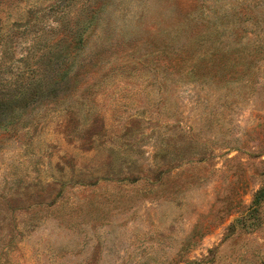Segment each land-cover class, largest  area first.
Wrapping results in <instances>:
<instances>
[{
    "label": "rangeland",
    "instance_id": "1",
    "mask_svg": "<svg viewBox=\"0 0 264 264\" xmlns=\"http://www.w3.org/2000/svg\"><path fill=\"white\" fill-rule=\"evenodd\" d=\"M262 50L264 0H0V264H264Z\"/></svg>",
    "mask_w": 264,
    "mask_h": 264
},
{
    "label": "trees",
    "instance_id": "2",
    "mask_svg": "<svg viewBox=\"0 0 264 264\" xmlns=\"http://www.w3.org/2000/svg\"><path fill=\"white\" fill-rule=\"evenodd\" d=\"M261 51V50H260ZM262 53L264 54V50H262ZM209 54V56H210V53H208ZM218 55H211V60H210V62H208L207 64H210L211 63V61L213 60L212 58L214 57H216L217 56V60H218V63H217V69L218 70H221V69H223L224 67H225V65L229 62V64H230V60L229 61H223V58L228 54L227 52L225 53H223V52H219V53H217ZM231 56H232V54H231ZM248 57H249V55H247ZM233 57H235L236 59H235V61L238 63V64H241V62L242 61H245L244 60V58H243V56H242V53L241 52H239V53H234V56ZM206 58H207V55H206V52L204 53V54H202V55H198V56H196V58H195V60H194V62L193 63H191V65H190V67H191V71L188 73L189 75H192L193 74V71H194V67H195V65H197L196 66V71H206L205 70V60H206Z\"/></svg>",
    "mask_w": 264,
    "mask_h": 264
}]
</instances>
